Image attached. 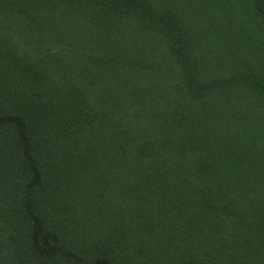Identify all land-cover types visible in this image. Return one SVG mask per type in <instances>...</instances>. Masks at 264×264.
<instances>
[{"label": "trees", "instance_id": "obj_1", "mask_svg": "<svg viewBox=\"0 0 264 264\" xmlns=\"http://www.w3.org/2000/svg\"><path fill=\"white\" fill-rule=\"evenodd\" d=\"M0 264H264V0H0Z\"/></svg>", "mask_w": 264, "mask_h": 264}, {"label": "rangeland", "instance_id": "obj_2", "mask_svg": "<svg viewBox=\"0 0 264 264\" xmlns=\"http://www.w3.org/2000/svg\"><path fill=\"white\" fill-rule=\"evenodd\" d=\"M186 1H187V5H189V8L191 10H193V9L196 10L198 0H186ZM169 2H173V3L178 4L180 6L182 4L183 0H169ZM238 17H239V12H238Z\"/></svg>", "mask_w": 264, "mask_h": 264}]
</instances>
